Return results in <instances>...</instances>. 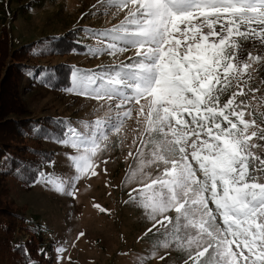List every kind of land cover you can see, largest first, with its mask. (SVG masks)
I'll use <instances>...</instances> for the list:
<instances>
[{
	"label": "snow or ice",
	"instance_id": "6c2138e0",
	"mask_svg": "<svg viewBox=\"0 0 264 264\" xmlns=\"http://www.w3.org/2000/svg\"><path fill=\"white\" fill-rule=\"evenodd\" d=\"M98 3L125 15L92 33L99 44L89 55L134 54L98 71H74L67 91L100 102L92 115L103 114L68 122L53 137L74 150L69 174L41 172L39 182L74 196L67 189L96 175V157L113 137L123 144L135 113V153H128L134 165L124 182L137 187L126 203L144 209L152 221L148 232L156 229L150 256L174 248L185 253L184 264H264V158L256 154L264 145L254 142L264 141V127L246 119L249 105L236 100L245 94L242 82L251 79L252 65L264 63V56L247 51L264 46V0ZM42 162L55 163L50 156Z\"/></svg>",
	"mask_w": 264,
	"mask_h": 264
},
{
	"label": "rangeland",
	"instance_id": "374dc122",
	"mask_svg": "<svg viewBox=\"0 0 264 264\" xmlns=\"http://www.w3.org/2000/svg\"><path fill=\"white\" fill-rule=\"evenodd\" d=\"M124 15L125 12L117 13L115 8L102 9L98 0H0V34L3 30L9 34L11 51L72 30L79 32L82 37L86 36L82 40L84 43L96 47L99 41L92 33L111 28ZM84 27L94 31L85 34ZM77 51L78 55L51 61L69 62L84 69L98 71V66L127 62V58L134 54L129 51L117 56H92L88 52L81 54ZM247 51L254 56H264V46L259 43L255 47L249 46ZM240 58L246 59L247 52H243ZM6 66L7 64H1L0 82L4 78ZM249 72L251 79L245 76L247 84L243 85L242 82L245 94L238 95L236 100L237 103L244 101L249 105L246 119H255L258 125L264 127V63L253 64ZM23 81L21 80V84ZM25 82L21 88L28 85ZM235 90L234 83L221 97V101L227 100ZM21 96L20 99L25 102L26 111L31 113L32 119L57 116L63 118L66 125L68 122L95 120L97 115L103 114L92 115L93 109L98 108L100 102L69 91L28 87ZM248 112L253 115L248 116ZM135 128L133 113V119L127 121L122 134L126 136L123 144L119 138H112L109 147L96 157V175L81 178L74 182V189H67L74 190V196L57 192L51 185L39 182L40 179L29 188L14 178L0 180V192L3 191L4 196L13 202H10L11 210H20L24 214V220L16 226L14 246L18 244L19 247L26 248L34 243L44 247L48 264H139L138 257H149L144 264H184L187 259L185 253L174 248H161L157 250L155 257L150 256L152 243L157 238L154 235L156 229L148 232L152 228V221L147 218L144 209L135 203H126L131 189L137 187L136 182H124L130 165H134L133 158L128 153H135L132 145ZM36 140L43 141L38 142L39 147L56 152L55 163L45 166L43 173L48 175L54 172L59 176L69 174L68 154L74 150L51 139L44 131ZM254 142L264 145V141L255 138ZM256 154L264 158V147L258 149ZM149 171L155 174V169ZM101 208L105 211H101ZM167 215L175 217L176 214L171 211ZM60 248L65 251H58Z\"/></svg>",
	"mask_w": 264,
	"mask_h": 264
},
{
	"label": "trees",
	"instance_id": "16d2710c",
	"mask_svg": "<svg viewBox=\"0 0 264 264\" xmlns=\"http://www.w3.org/2000/svg\"><path fill=\"white\" fill-rule=\"evenodd\" d=\"M84 30L85 34L94 31L88 27H84ZM85 38L86 36L82 37L79 32L72 30L57 37L43 38L42 42H31L11 51L8 44L9 34L5 30L1 32L0 68L1 64H7V69L0 82V180L14 178L29 188L40 179L44 167L51 164L42 161L49 156L52 161L55 160L56 152L39 147L38 142L43 141H37L36 138L44 131L48 137L55 140L53 137L65 126V123H61L64 122L63 118L47 116L32 119L31 113L26 111L25 102L20 98L28 87L67 91L72 85L74 71L88 69L69 62L51 60L78 55L77 50L81 54L88 52V49L94 46L84 43L82 40ZM23 78L28 80L26 81L28 85L21 88L25 82ZM3 157H7V160ZM10 202L13 203L4 196L3 191L0 192V264H28L29 259L34 264H48L44 247L41 248L34 243L26 248L17 247L18 244L14 246L16 226L24 220V214L20 210L12 211L9 207L12 205ZM24 249H27V253Z\"/></svg>",
	"mask_w": 264,
	"mask_h": 264
}]
</instances>
